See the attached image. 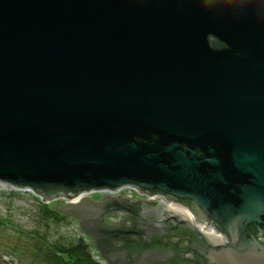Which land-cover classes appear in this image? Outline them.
Instances as JSON below:
<instances>
[{
	"label": "water",
	"instance_id": "1",
	"mask_svg": "<svg viewBox=\"0 0 264 264\" xmlns=\"http://www.w3.org/2000/svg\"><path fill=\"white\" fill-rule=\"evenodd\" d=\"M0 182L86 230L81 192L185 200L145 245L172 220L209 264H264V0H0Z\"/></svg>",
	"mask_w": 264,
	"mask_h": 264
},
{
	"label": "flooded vegetation",
	"instance_id": "2",
	"mask_svg": "<svg viewBox=\"0 0 264 264\" xmlns=\"http://www.w3.org/2000/svg\"><path fill=\"white\" fill-rule=\"evenodd\" d=\"M84 193L85 192H81L77 194V196L74 198H71L70 201H73L78 198L85 199V197H83ZM149 193L165 196L164 194L159 193V192H149ZM61 196L62 195L60 194L58 195L54 194L52 198L58 199V198H61ZM165 197H167L168 201H173L176 204L175 206H177L183 212H186L187 214L193 213V208L188 202L181 201V200H175L174 198L168 197V196H165ZM59 200L60 199L56 200V205L59 203ZM86 200L87 201H84L83 204L81 205L80 212L83 215V219H81V221L86 226L85 228H87L88 231L86 229H82V228L81 229L93 242L96 240H101L102 238H106V237L100 236L96 232H93L92 230L88 229L92 222H96L98 223V225L108 226L109 228H120L121 227L123 231L125 232L126 227H129L132 225L133 223L132 221L134 219V216L136 215V218L139 220V224L141 227L140 234L143 235V237L147 240L150 233L154 231L152 226L148 224H150L155 219L158 220L159 214L154 212V208H156L158 212H161L160 216L167 217V219L170 218V215H172V214H169L170 211H168L169 209H171L169 207H172V206H169L168 204L163 205V203L161 202H154V201L152 202V201L140 200L136 198L128 199L126 198L125 194H123L122 196H118V197H114L111 195L100 196V195L95 194L92 197H89V198L86 197ZM117 201H120L122 206L125 207V209L128 210V212L112 210V207L116 206ZM136 210H138V213H136ZM68 218H71V217H68ZM113 219L115 221H112ZM170 222H171L170 230L168 226H167V229L165 230L158 229L160 232H162L160 233L161 235L159 236L153 235L148 241V244H149L152 242L153 238H157L158 241L162 242V244L164 245V248L155 247L153 249H150V250L160 253L159 258L155 259L153 256H145V254L143 257L146 260H148L147 261L148 263L150 261H153L156 264L157 263L158 264H176L179 262L178 258H182L183 260H187V261H197L198 259L197 257L202 255V253H200L198 250V244L200 242L197 239V237L195 235L193 237L192 235L190 236L186 234L184 235L179 234V233H185L189 230H187L184 226L177 225V223H175L172 220H170ZM122 235L123 233L120 235V237H122ZM120 237L118 239H113V240L119 241ZM168 245H170L171 247L166 249ZM176 246H177V249L175 251V249L173 250V247L176 248ZM114 254L111 255L112 261L108 260L109 263L107 262V264H111V263L139 264V263H142L141 259H137L138 254H134L130 257H128L127 254L125 253H117L119 254V256L117 257H114L113 256ZM134 259L136 260L135 263H134L135 261ZM200 259L203 261V264H206V263L209 264L203 257H201Z\"/></svg>",
	"mask_w": 264,
	"mask_h": 264
},
{
	"label": "rangeland",
	"instance_id": "3",
	"mask_svg": "<svg viewBox=\"0 0 264 264\" xmlns=\"http://www.w3.org/2000/svg\"><path fill=\"white\" fill-rule=\"evenodd\" d=\"M0 197L3 198L0 202V218L9 223L6 228L0 229V264H48L44 254L35 248L37 242L32 238L34 233L60 247L73 245L86 235L79 222L73 218L61 223L46 219L43 206L32 196L16 199L9 195ZM51 205L55 207L56 203ZM23 232L28 235L24 236Z\"/></svg>",
	"mask_w": 264,
	"mask_h": 264
},
{
	"label": "trees",
	"instance_id": "4",
	"mask_svg": "<svg viewBox=\"0 0 264 264\" xmlns=\"http://www.w3.org/2000/svg\"><path fill=\"white\" fill-rule=\"evenodd\" d=\"M213 44H217L216 41H213ZM59 190H49L46 192H42L44 197L48 198V202L42 201L40 198H36L38 202L43 206V215L46 219H52L57 223H61L65 221L68 217L57 210L54 205H51L52 202L56 203V200H50L54 194L56 195ZM9 196H13V198L21 197L17 193H12ZM33 197V196H32ZM12 198V199H13ZM185 201V200H181ZM187 202V201H186ZM138 213V210H136ZM132 225L126 227L125 232L122 237H120L119 241H115L112 238H102L101 240L91 241L87 235H84L78 239V241L70 246H57L52 245L46 241L44 238L37 237L38 235L34 233L32 236L33 239H36L37 242V251L44 254V260L48 264H107L108 260H110L111 255L114 253H125L128 257L138 254L142 255L146 250L153 249L155 247H163L162 242H159L157 238H153L152 242L148 245H145V239L143 235L140 234L141 227L139 224V220L134 216L132 221ZM9 223L0 218V229L6 228ZM15 230H19V228H15ZM24 236H27L23 232ZM181 235H194L189 231L185 233H179ZM171 247L168 245L166 249ZM177 249L173 247V250ZM202 256H198L197 261H187L182 258H178V263L176 264H203V261L200 259ZM46 258L48 261H46ZM109 263V262H108ZM114 264V263H111ZM207 264V263H206Z\"/></svg>",
	"mask_w": 264,
	"mask_h": 264
},
{
	"label": "built area",
	"instance_id": "5",
	"mask_svg": "<svg viewBox=\"0 0 264 264\" xmlns=\"http://www.w3.org/2000/svg\"><path fill=\"white\" fill-rule=\"evenodd\" d=\"M12 193H17L19 194L21 197L24 196H33L36 198H40L43 199V197L39 194H37L35 191L29 189V188H18V187H14L11 186L9 184L0 182V196L2 195H10ZM100 195V196H107V194L111 195V196H122L123 194L126 195V198L129 199H140V200H146V201H154V202H160L161 200L165 203L168 204L169 206L172 207H177L175 206L176 204L173 201H168L167 197L162 196V195H149L147 193H141V191L138 189L137 186H123L121 188H118L116 190H111V189H101V190H97L94 192H85L83 194V197L89 196L92 197L93 195ZM50 200H57V198H52ZM3 201V198L0 197V202ZM43 201V200H42ZM17 206V205H16ZM112 221H115L114 219Z\"/></svg>",
	"mask_w": 264,
	"mask_h": 264
},
{
	"label": "bare ground",
	"instance_id": "6",
	"mask_svg": "<svg viewBox=\"0 0 264 264\" xmlns=\"http://www.w3.org/2000/svg\"><path fill=\"white\" fill-rule=\"evenodd\" d=\"M75 200H78V199H75ZM75 200H73V201H75ZM209 229H210V231L214 232L211 228H209Z\"/></svg>",
	"mask_w": 264,
	"mask_h": 264
}]
</instances>
